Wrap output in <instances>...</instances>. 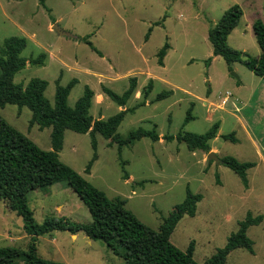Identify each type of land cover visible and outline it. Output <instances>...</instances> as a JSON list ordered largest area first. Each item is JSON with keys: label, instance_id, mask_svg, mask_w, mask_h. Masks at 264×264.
Here are the masks:
<instances>
[{"label": "rangeland", "instance_id": "374dc122", "mask_svg": "<svg viewBox=\"0 0 264 264\" xmlns=\"http://www.w3.org/2000/svg\"><path fill=\"white\" fill-rule=\"evenodd\" d=\"M234 3L241 6L243 15L227 43L258 57L260 48L245 23L256 17L264 19V0H43V4L40 0H0V46L6 37L23 36L26 46L22 56L45 53L43 65L26 63L14 74L13 81L25 85L34 77L47 80L44 94L51 103L56 83L65 85L76 78L68 94L69 106L87 84L93 90L89 108L93 118H106L134 107L124 114L116 132L125 136L143 127L154 128L160 136L157 140L142 136L118 151L115 142L96 134L97 158L86 172L93 152L90 136L66 129L58 151L64 164L107 196L124 198L126 208L155 230L183 200L186 187L200 193L195 214L182 216L169 237L181 250L193 239L192 256L199 263L225 244L246 213L260 214V222L246 231L253 241V251L235 248L228 253L226 264H264V163L240 120H250V131L264 154V81L240 62H233L229 68L221 56H213L207 38L208 28ZM54 23L71 36L59 35L51 27ZM83 36L100 52L83 41ZM165 42L170 47L160 65L157 52ZM207 57H211L208 65L204 63ZM130 77L136 78V86L121 107L101 87L121 94ZM149 78L152 88L145 97ZM238 78L247 82L246 87L229 95L225 104L221 97L226 90L232 91ZM254 87L261 91H256L247 104L235 101V94L249 98ZM162 90L171 93L156 99ZM189 107L192 117L184 122ZM0 115L39 147L51 149V128L29 125L31 111L26 106L7 103L0 107ZM214 122L219 123L220 134L232 132L235 138L232 141L218 136L209 141V146L218 148L219 159L231 155L239 161L257 162L246 170V184L223 162H209L208 152L190 150L176 138H163L185 131L203 133ZM122 169L128 178L122 177ZM26 197L39 223L60 216L76 222L91 221L87 207L65 181L29 191ZM29 238L21 217L0 199V245L26 249ZM53 238L55 242L50 243ZM88 238L82 231L54 230L38 236L36 252L68 264H122V258L102 240ZM15 264H23L22 259Z\"/></svg>", "mask_w": 264, "mask_h": 264}, {"label": "trees", "instance_id": "16d2710c", "mask_svg": "<svg viewBox=\"0 0 264 264\" xmlns=\"http://www.w3.org/2000/svg\"><path fill=\"white\" fill-rule=\"evenodd\" d=\"M43 4V0H40ZM243 10L237 3L226 8L221 16L208 28L207 38L212 46V55L221 56L228 67L233 62H240L264 81V19L256 17L251 23V29L257 45L260 48L258 57L234 49L227 43L230 32L238 25ZM158 23V22H155ZM151 27L148 28L145 39ZM83 41L97 53L92 42L85 36ZM26 46L23 36H9L3 39L0 46V107L5 104L26 106L31 111L29 125L37 124L40 129L50 127L51 149L39 147L27 135L9 124L0 115V199L6 206L21 217L23 228L30 235L26 249L17 246L0 245V264H15L22 259L23 264H68L60 260L43 258L37 255L36 240L38 236L54 230H66L70 233L82 231L90 239L102 240L107 248L120 256L122 264H226L228 253L235 248L253 251L252 239L247 235V228L260 222L262 215L252 216L246 213L238 221V227L231 232L223 246L216 250L201 263L192 254L194 241L191 239L184 250L179 249L169 239L176 223L184 215L193 216L200 193L192 192L186 187L183 200L176 203L163 218L157 230L143 223L131 210L126 208L125 199L118 196L109 197L106 193L86 180L82 175L64 164L58 156L62 147L63 134L66 129L78 133H88L93 149L92 156L86 164L85 171L89 172L92 162L97 158L96 134H100L110 142L117 144L118 151L123 146L132 145L142 136L152 140L159 139L154 128L137 127L121 136L116 129L124 114L134 107L120 109L106 118H93L89 108L93 90L86 84L82 94L73 106L67 102L71 87L77 82L72 78L65 85L56 83L54 101L51 103L45 96L47 80L31 78L25 85L13 81L14 74L26 63L43 65L45 53L36 57L26 58L21 51ZM170 47L165 42L157 52V63L163 65V57ZM211 57L204 59L206 65ZM230 68V67H229ZM136 86V78L130 77L127 88L118 94L109 87L102 85V91L117 105H125ZM152 88V78L145 85L144 96ZM171 90L160 91L155 98L168 96ZM191 107L188 108L184 122L190 119ZM219 123L214 122L203 133L190 131L178 132L175 135L165 134L163 138L185 142L190 150L201 149L209 151V141L218 130ZM224 139L235 141L233 133L220 134ZM222 162L233 170L246 184V170L254 165L253 161H239L231 155L220 157ZM209 162L213 161L208 159ZM122 177L128 178V173L122 169ZM57 181H65L87 207L91 216L89 222H76L65 216L45 218L42 222L35 221L32 210L27 204V193L39 189L44 190Z\"/></svg>", "mask_w": 264, "mask_h": 264}, {"label": "crops", "instance_id": "0c3cea01", "mask_svg": "<svg viewBox=\"0 0 264 264\" xmlns=\"http://www.w3.org/2000/svg\"><path fill=\"white\" fill-rule=\"evenodd\" d=\"M252 21L253 20H251L250 22H247V23H245V24H247L249 27H251V23H252ZM239 79V81H238V83H236L233 87H232V91H230L231 92V94H230V92L228 91V90H226V92L224 93V95L221 97V101H225L224 103L226 104V102L230 99V97L232 96V94L236 91V90H240L241 88H244V87H246V84H247V82L244 80V79H242V78H238ZM256 91H261V89H259L258 90V88L257 87H254L253 89H252V91H251V93H250V95H249V98H245V99H241V97L239 98L238 97V95L237 94H235V98H236V100L235 101H237V102H239V103H241V101H242V103L243 104H247V100H250L251 98H253V94L256 92ZM229 95H231V96H229ZM264 98V97H263ZM259 99H261V97L259 98ZM222 103V105L224 104L223 102H221ZM263 103V105L262 106H264V102H262ZM233 105H235V109H237V110H239V107H237L236 106V104L233 102ZM226 107V105L225 106H223V108H225ZM241 120V128L244 130V132L251 138V140H252V142H253V145H254V147L256 148V151H255V153L257 152V155H258V158L264 163V154H263V150H262V147L259 145V143L254 139V137H253V132L251 133V131H250V120H245V119H240ZM219 127V126H218ZM220 135V133H219V129L217 130V134H216V136L214 137V139H216L218 136ZM209 151H213L215 154L218 152V148L216 147V146H214V145H211L210 146V149H209ZM208 151V152H209ZM208 154V153H207ZM254 164L256 165L257 164V162L256 161H254ZM263 167H264V165H263ZM77 236V234H75V237ZM89 239V238H88ZM90 240V239H89ZM52 242H55V240H54V238L53 239H51V242L50 243H52ZM88 242H90V241H88Z\"/></svg>", "mask_w": 264, "mask_h": 264}, {"label": "water", "instance_id": "95a60500", "mask_svg": "<svg viewBox=\"0 0 264 264\" xmlns=\"http://www.w3.org/2000/svg\"><path fill=\"white\" fill-rule=\"evenodd\" d=\"M52 29L55 30L59 35H68V36H71L70 33L66 32V30H63L61 29L56 23L52 24ZM235 74V73H233ZM121 107H123V105H121ZM207 158L208 159H211L213 161H216V162H222L218 156L213 152V151H209L208 154H207Z\"/></svg>", "mask_w": 264, "mask_h": 264}]
</instances>
